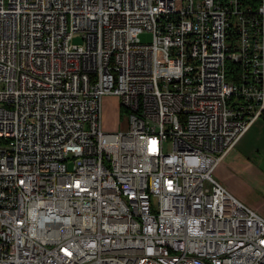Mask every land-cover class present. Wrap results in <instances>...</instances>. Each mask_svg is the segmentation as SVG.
Instances as JSON below:
<instances>
[{"label":"built area","instance_id":"1","mask_svg":"<svg viewBox=\"0 0 264 264\" xmlns=\"http://www.w3.org/2000/svg\"><path fill=\"white\" fill-rule=\"evenodd\" d=\"M251 2L0 0V264H264L211 175L264 110Z\"/></svg>","mask_w":264,"mask_h":264},{"label":"crops","instance_id":"2","mask_svg":"<svg viewBox=\"0 0 264 264\" xmlns=\"http://www.w3.org/2000/svg\"><path fill=\"white\" fill-rule=\"evenodd\" d=\"M213 171L231 194L264 217V120H254Z\"/></svg>","mask_w":264,"mask_h":264},{"label":"rangeland","instance_id":"3","mask_svg":"<svg viewBox=\"0 0 264 264\" xmlns=\"http://www.w3.org/2000/svg\"><path fill=\"white\" fill-rule=\"evenodd\" d=\"M139 38L143 42H150L152 36L150 32H144L139 35ZM72 42L74 44H82V39L79 35H75L72 38ZM101 108V126L103 131L114 132L118 130H123L127 127V114L125 110L120 106L119 98L116 95H103ZM211 175L217 179L215 171H213Z\"/></svg>","mask_w":264,"mask_h":264},{"label":"trees","instance_id":"4","mask_svg":"<svg viewBox=\"0 0 264 264\" xmlns=\"http://www.w3.org/2000/svg\"><path fill=\"white\" fill-rule=\"evenodd\" d=\"M255 1L256 0H252V4H253V2L255 3ZM229 63H227V65H228ZM231 64H233V63H231ZM231 64H229L228 65V67H227V77L228 78H230L231 77V75L233 74H235V69L237 68V66H235V64H233V65H231ZM234 67V70H231L232 68ZM230 68V69H229ZM260 118L262 119V120H264V110L261 112V115H260Z\"/></svg>","mask_w":264,"mask_h":264},{"label":"bare ground","instance_id":"5","mask_svg":"<svg viewBox=\"0 0 264 264\" xmlns=\"http://www.w3.org/2000/svg\"><path fill=\"white\" fill-rule=\"evenodd\" d=\"M229 64H231V63H229ZM229 64H228V65H229ZM228 65H227V67H228ZM231 65H233V64H231ZM229 69H230V68H229Z\"/></svg>","mask_w":264,"mask_h":264}]
</instances>
